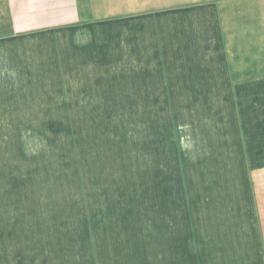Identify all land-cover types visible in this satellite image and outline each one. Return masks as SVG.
<instances>
[{
    "label": "crops",
    "instance_id": "0c3cea01",
    "mask_svg": "<svg viewBox=\"0 0 264 264\" xmlns=\"http://www.w3.org/2000/svg\"><path fill=\"white\" fill-rule=\"evenodd\" d=\"M95 80L215 104L196 173L77 222L38 177L22 205L0 154V264H264V0H0V135L43 134Z\"/></svg>",
    "mask_w": 264,
    "mask_h": 264
},
{
    "label": "rangeland",
    "instance_id": "374dc122",
    "mask_svg": "<svg viewBox=\"0 0 264 264\" xmlns=\"http://www.w3.org/2000/svg\"><path fill=\"white\" fill-rule=\"evenodd\" d=\"M137 88L103 86L95 80L90 89L97 96H60L49 113L54 116L42 120L43 134L0 135V154L7 155L5 184L21 195L22 205L25 200L29 208L40 204L34 185L38 177L44 204L75 207L77 222L86 208V216L98 220L115 191H143L152 185L162 189L165 182L177 185L174 181L196 173L215 104L150 102L147 87ZM220 105L216 110L226 108Z\"/></svg>",
    "mask_w": 264,
    "mask_h": 264
}]
</instances>
